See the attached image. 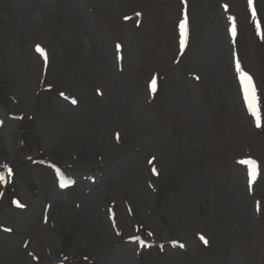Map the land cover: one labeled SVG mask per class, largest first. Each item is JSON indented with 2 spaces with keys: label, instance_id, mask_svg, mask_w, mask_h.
Wrapping results in <instances>:
<instances>
[{
  "label": "rangeland",
  "instance_id": "rangeland-1",
  "mask_svg": "<svg viewBox=\"0 0 264 264\" xmlns=\"http://www.w3.org/2000/svg\"><path fill=\"white\" fill-rule=\"evenodd\" d=\"M4 165L0 264H264V0H0Z\"/></svg>",
  "mask_w": 264,
  "mask_h": 264
},
{
  "label": "snow or ice",
  "instance_id": "snow-or-ice-1",
  "mask_svg": "<svg viewBox=\"0 0 264 264\" xmlns=\"http://www.w3.org/2000/svg\"><path fill=\"white\" fill-rule=\"evenodd\" d=\"M249 5L252 4V0H248ZM253 16H255V11H253ZM260 25L257 24V30L259 31ZM233 34H235V28L232 29ZM179 34H180V48L181 50L184 49L186 43H187V36H188V27H187V16L185 14L184 19L179 23ZM37 52L44 57L45 63H47V55L43 49H41L39 46H37ZM240 89L243 94V99L245 102V105L247 107L248 113L251 117H253L255 125L257 128L261 127L262 124V112H261V102L260 97L258 95V91L255 87V84L253 82V78L245 72L242 68L239 62L236 63L235 67ZM152 91H155V81L150 86ZM72 103H76V101H72ZM151 163V161H149ZM242 164H245L249 168V177L251 180H255L256 176L258 175V167L255 161L253 160H247V161H241ZM4 168L6 170L7 176H5L4 173H0V184H4L7 182H10L11 177L13 176V170L8 167L7 165H4ZM153 173L156 174V170L152 169ZM17 206H21L17 204ZM10 231L9 229H6ZM203 240V237H201ZM207 243V241H205ZM142 246H146L143 245ZM184 245H179V247H183Z\"/></svg>",
  "mask_w": 264,
  "mask_h": 264
},
{
  "label": "trees",
  "instance_id": "trees-1",
  "mask_svg": "<svg viewBox=\"0 0 264 264\" xmlns=\"http://www.w3.org/2000/svg\"><path fill=\"white\" fill-rule=\"evenodd\" d=\"M187 49V47L185 48V50Z\"/></svg>",
  "mask_w": 264,
  "mask_h": 264
}]
</instances>
